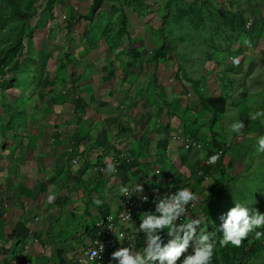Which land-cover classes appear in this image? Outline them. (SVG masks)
I'll return each mask as SVG.
<instances>
[{
	"label": "crops",
	"instance_id": "crops-1",
	"mask_svg": "<svg viewBox=\"0 0 264 264\" xmlns=\"http://www.w3.org/2000/svg\"><path fill=\"white\" fill-rule=\"evenodd\" d=\"M94 3L52 1L43 25L45 44L36 48L44 61L32 64L42 72L21 84L17 101L23 116L4 131L0 258L10 256L9 264L28 242L34 264H76L92 242L96 222L122 210L121 187L141 185L137 200L157 190L189 188L199 202L206 183L221 186L216 167L210 177L201 175L209 169L211 134L229 149L238 136L230 132L237 102L221 91V73L205 77L213 51L196 58L193 48L184 55L183 47L157 30L162 16L149 15L148 1L101 0L95 10ZM225 53L214 63L226 61L231 69L237 56L227 59ZM194 68L200 69L197 75L182 77ZM195 83L205 96L203 106ZM210 109L222 115L213 130ZM187 135L203 147L185 151L179 138ZM227 154L222 157L229 180ZM77 158L82 160L73 164ZM112 165L116 170L109 172ZM142 219L131 226L134 231Z\"/></svg>",
	"mask_w": 264,
	"mask_h": 264
},
{
	"label": "rangeland",
	"instance_id": "rangeland-1",
	"mask_svg": "<svg viewBox=\"0 0 264 264\" xmlns=\"http://www.w3.org/2000/svg\"><path fill=\"white\" fill-rule=\"evenodd\" d=\"M15 1L21 11L33 14L35 18L29 23L31 24L29 30L12 4L7 0H0V145L7 134L4 131L18 124L23 116L17 101L22 96L21 84H30L33 75L42 72L32 69V64H37L39 58L44 59L40 53L38 56L36 48L40 49L45 44L46 29L43 25L47 16L51 15L54 0ZM137 1L151 3L148 5L149 15L162 16L157 30L163 29L161 34L168 42L174 41L183 47L181 51L184 55L190 54V49L193 48H196L194 49L196 52L191 55L196 58H200L206 51H213L212 70L209 69L208 73L204 71L205 77L209 73L214 77L221 73L217 78L221 83V91L237 102V105L235 101L234 104L238 111L236 112L235 107L231 110L234 113L232 120H238L234 115L243 111H248L250 116L256 110L264 109V0ZM154 1L163 3L160 6ZM251 29L253 31L249 35L248 31ZM221 52H226L227 59L229 56L239 57L240 63L233 64L231 69H227L225 61L218 67L214 59L216 56L219 58L218 53ZM229 62L231 64V61ZM197 65L195 63V66ZM204 66L202 64V68ZM199 70L198 68L189 70L187 74L183 73L182 77L185 78L192 73L197 75ZM224 129L225 127L218 132L223 134ZM237 135L233 140L230 155H226L228 161L232 162L231 167H228L230 179L227 185L217 187L209 181L206 183L202 200L195 203L197 207L191 218L202 220V230L205 221L202 203L206 200L210 202L209 210L218 208V214L230 210L236 202L247 204L250 210L255 209L264 214V153L256 150L257 138L264 136V125L258 120L256 131L254 127L251 130L250 125H244L242 133ZM246 135L249 143L245 147L243 140ZM225 163L226 166L227 160ZM165 237L167 242L169 237L166 235ZM145 240L146 238L134 251L141 250L145 246ZM190 253L191 247L182 255L181 260ZM9 261L10 256L0 258V264H9ZM179 263L180 261H177V264Z\"/></svg>",
	"mask_w": 264,
	"mask_h": 264
},
{
	"label": "clouds",
	"instance_id": "clouds-1",
	"mask_svg": "<svg viewBox=\"0 0 264 264\" xmlns=\"http://www.w3.org/2000/svg\"><path fill=\"white\" fill-rule=\"evenodd\" d=\"M232 62L238 65L239 57L233 58ZM249 119L259 120L260 124L264 125V109L251 113ZM243 129L242 120H233L230 125L231 133L241 134ZM256 150L264 153V136L257 138ZM218 159L219 155H212L209 158L210 162ZM115 170V165L108 168L109 172ZM120 192L122 195L131 197L133 195L131 193H142L143 187L138 184L125 186L120 188ZM197 198V195L189 188H181L172 194L158 195L155 199L154 211L145 212L139 224L138 231L145 233V246L138 251L122 247L111 254V263L105 264H112L114 261L116 264H177V261H180V264H211L214 249L217 246L216 233L203 231L201 219L190 218L185 223H177L186 213L189 203H196ZM49 199H54V196ZM222 219L223 223L219 228L222 232L219 239L220 246L231 244L239 247L242 241L253 232L257 238L264 236V231H257L264 229V214L250 210L247 204L236 202ZM198 228L199 232H197ZM165 235L169 237L167 242L164 239ZM190 247L191 253L181 260L182 255L188 252ZM102 251L101 247L100 252ZM96 256L98 252L94 250L91 257Z\"/></svg>",
	"mask_w": 264,
	"mask_h": 264
},
{
	"label": "built area",
	"instance_id": "built-area-1",
	"mask_svg": "<svg viewBox=\"0 0 264 264\" xmlns=\"http://www.w3.org/2000/svg\"><path fill=\"white\" fill-rule=\"evenodd\" d=\"M182 147L185 151H190L192 149L200 150L203 146L200 142L192 137H184L179 138ZM213 155H219V159L215 162H210L209 157L206 160V165L211 169H213L217 162L221 159L223 155V151H216ZM81 158H77L73 160V164H77L81 161ZM95 171L104 172V168L95 167ZM160 171L156 170L155 175H159ZM171 189L166 188L165 190L156 191L150 198L144 197L141 199H136V196L139 193H131L133 194L131 197H127L123 195V203L122 210L115 217H110L107 219H102L97 221L94 226L93 238L90 246L85 251L83 257L77 261L78 264H105L111 263V254L116 250H119L122 247H128L131 250H134L138 245L142 243V241L146 238L145 233L142 231H134L131 227L132 225H136L135 216L140 217L143 216L145 211L149 209H155V199L158 195H166L171 194ZM196 204L194 202H190L187 206L186 213L177 223H185L190 220L192 217L193 211L196 209ZM131 227V228H130ZM31 243L28 242L23 251H20L15 255L14 260L11 264H34L30 259L29 249ZM101 247L103 251L100 252ZM98 252V256L95 258L91 257V253L93 251ZM114 261V260H113ZM112 264H116L114 261Z\"/></svg>",
	"mask_w": 264,
	"mask_h": 264
},
{
	"label": "trees",
	"instance_id": "trees-1",
	"mask_svg": "<svg viewBox=\"0 0 264 264\" xmlns=\"http://www.w3.org/2000/svg\"><path fill=\"white\" fill-rule=\"evenodd\" d=\"M7 1H9L10 4H12V6L15 8L16 13L24 19L26 26L29 29L31 26V24L29 25V23H31V21L35 18V16L33 14L31 15L30 13H28L26 11H21L19 9V6H17L15 0H7ZM94 1H95V3H94L93 8L95 10L99 7V1H101V0H94ZM254 14H255V12H254ZM255 16H256V14H255ZM256 17L259 18L258 16H256ZM256 20L258 21V19H256ZM252 31H253L252 29L249 30L248 34L250 35L252 33ZM259 33H261V30L259 31ZM249 35H248V37H249ZM194 87H195L196 93L199 97V104L201 106H203L204 101H205V96L203 95L200 88L198 87V83H195ZM209 111L211 112V115H212L211 119H210L209 128H210V130H213L215 125L222 119L221 118L222 115L220 113H218L216 110L210 109ZM239 120H242L244 125H250L251 124L252 128L254 127L255 131L258 129V120L257 121L250 120L248 111L241 112L239 114ZM252 128H251V130H252ZM211 135L213 138V142L210 145L211 152L209 153L208 158L210 156H212L214 154V152L219 151V150L223 151V155L225 156V154L230 151L229 147H227L223 143H220L216 139L217 138L216 133H212ZM248 143H249V138L245 137L243 140V145H245V147H246L248 145ZM215 167L218 169L217 171L220 175L219 184L224 185L226 182L229 181V180H227L228 175H226L227 168L224 164V157H222L218 161V163L216 164ZM207 168H209V167H207ZM210 174H211L210 170L206 169L204 171V173H202L203 179L205 177H209ZM262 176H263V174L261 175V178H262ZM256 177H259V176H256ZM176 191H178V190H175V188H174L170 192L172 194V193H175ZM209 205H210V202L208 200H206L205 202L202 203V211L204 212L203 217L205 218V221L203 223V231L215 232L216 233V239H217V246L214 249L211 264H263L264 263V236L257 238L255 235V232H253V233H250L244 241H242V243L239 247L232 246L231 244H228L226 246H220L219 239L222 236V232L219 231V228H220V225L223 223L222 218L226 217V214L229 210L223 211L221 214H218L219 213L218 208H216V210L213 209V211H210L208 208ZM150 211H154V210L149 209L145 212H150ZM253 211H256V210L253 209ZM137 218L138 217L135 216L136 223H137ZM257 231H264V229H258ZM10 238H13V237H10ZM165 238L166 237L164 236V239Z\"/></svg>",
	"mask_w": 264,
	"mask_h": 264
}]
</instances>
